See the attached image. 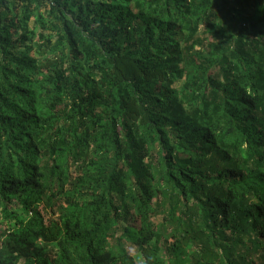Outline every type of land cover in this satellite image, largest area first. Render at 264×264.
<instances>
[{
    "label": "trees",
    "instance_id": "obj_1",
    "mask_svg": "<svg viewBox=\"0 0 264 264\" xmlns=\"http://www.w3.org/2000/svg\"><path fill=\"white\" fill-rule=\"evenodd\" d=\"M0 264H264V0H0Z\"/></svg>",
    "mask_w": 264,
    "mask_h": 264
},
{
    "label": "rangeland",
    "instance_id": "obj_2",
    "mask_svg": "<svg viewBox=\"0 0 264 264\" xmlns=\"http://www.w3.org/2000/svg\"><path fill=\"white\" fill-rule=\"evenodd\" d=\"M131 253H133L138 259L139 256H138V254L135 251L131 250Z\"/></svg>",
    "mask_w": 264,
    "mask_h": 264
}]
</instances>
